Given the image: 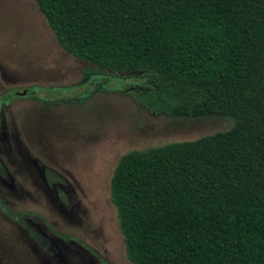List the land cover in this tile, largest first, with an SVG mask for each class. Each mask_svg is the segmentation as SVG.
<instances>
[{
    "label": "trees",
    "instance_id": "16d2710c",
    "mask_svg": "<svg viewBox=\"0 0 264 264\" xmlns=\"http://www.w3.org/2000/svg\"><path fill=\"white\" fill-rule=\"evenodd\" d=\"M69 55L140 74L153 114L231 129L122 155L110 181L132 264H264V0H33Z\"/></svg>",
    "mask_w": 264,
    "mask_h": 264
},
{
    "label": "rangeland",
    "instance_id": "374dc122",
    "mask_svg": "<svg viewBox=\"0 0 264 264\" xmlns=\"http://www.w3.org/2000/svg\"><path fill=\"white\" fill-rule=\"evenodd\" d=\"M87 69L33 0H0V264H132L110 200L119 158L234 125L150 113L129 95L148 78Z\"/></svg>",
    "mask_w": 264,
    "mask_h": 264
},
{
    "label": "water",
    "instance_id": "95a60500",
    "mask_svg": "<svg viewBox=\"0 0 264 264\" xmlns=\"http://www.w3.org/2000/svg\"><path fill=\"white\" fill-rule=\"evenodd\" d=\"M30 94V92L29 91H27V90H25V91H23V92H14L13 94H12V96L13 97H18V96H28Z\"/></svg>",
    "mask_w": 264,
    "mask_h": 264
}]
</instances>
